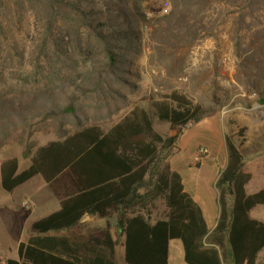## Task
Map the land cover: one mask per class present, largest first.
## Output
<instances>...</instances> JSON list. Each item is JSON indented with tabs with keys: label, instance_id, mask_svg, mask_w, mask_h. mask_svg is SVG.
<instances>
[{
	"label": "trees",
	"instance_id": "trees-1",
	"mask_svg": "<svg viewBox=\"0 0 264 264\" xmlns=\"http://www.w3.org/2000/svg\"><path fill=\"white\" fill-rule=\"evenodd\" d=\"M143 1L134 0L129 7V0H0V70L16 56L21 63L25 61L27 50L20 49L17 35L26 25L31 27L29 18H33L37 28L42 27L43 38L34 65L37 80L53 62H99L89 77L90 85L76 84L79 94L73 93L66 105L43 113L45 119L55 121L77 118L81 95L100 96L107 83L120 77L125 52L135 49L141 39L133 26L145 17L140 11ZM172 3L174 14L180 5L184 10L187 7L188 13L176 20L183 26L192 19L204 21V13L215 3L236 8L240 23L253 34L246 48L237 41L238 55L251 52L253 65H258V58L264 60V0ZM192 7L196 15L191 16ZM173 101L175 105L159 103L156 111L159 120L170 125L172 135H161L149 114L134 108L108 129L87 123L69 133L59 124L58 139L39 147L31 165L21 171L16 157L3 159L4 190L13 193L40 175L60 200L57 210L32 223V235L20 243L18 258L6 264H117L121 237L127 264H169L172 240L182 242L186 264H226L228 260L264 264L258 261L264 249V221L251 216L252 210L264 205V187L248 194L252 175L245 169L239 146L226 135L228 162L216 183L221 215L210 232L201 206L185 190L183 177L172 168L170 158L186 126L214 110L182 95H174ZM5 103V107L0 105L2 112L21 108L10 99ZM23 154L30 157L31 147ZM158 200L166 210L162 217L153 218ZM86 216L114 218L117 238L110 222L106 227L75 232Z\"/></svg>",
	"mask_w": 264,
	"mask_h": 264
},
{
	"label": "rangeland",
	"instance_id": "rangeland-1",
	"mask_svg": "<svg viewBox=\"0 0 264 264\" xmlns=\"http://www.w3.org/2000/svg\"><path fill=\"white\" fill-rule=\"evenodd\" d=\"M129 1V7H132L134 0ZM173 8L172 0H144L140 11L145 17L138 23L135 21L133 26L139 30L141 39L135 49L125 52L120 77L107 83L100 96L81 95L76 104L77 118L68 117L60 121L45 119L43 113L57 105H66L73 93L79 94L74 90L76 84L90 85L89 77L99 62L96 65L79 60L78 64L53 62L37 80L34 65L38 45L43 39L42 27L37 28L36 21L29 18L31 27L28 24L18 32L20 49L27 50L25 61L21 63L16 56L5 70H0V105L10 99L21 107L12 113L2 112L0 108V264H6L10 258H18L20 243L32 235V223L60 207L59 198L40 175L13 193L4 190L1 185L2 160L16 157L20 171L29 167L31 157L39 147L58 139L59 124L70 130L69 133L87 123H98L108 129L137 108L149 114L157 132L163 136L172 135L174 132L170 125L159 120L157 105L163 102L175 105L174 95L186 96L193 104L212 108L214 114L207 117L217 115L221 120L219 127L211 130H200L199 126H194L197 123L186 126H193L189 130V136L193 137L190 141L183 138L181 144L178 143L170 158L175 167L180 165L183 173L188 171L186 164L192 167L195 164L192 169L199 173L201 159L209 156L212 150L211 160L203 161L206 163L203 174L208 173L207 179L215 175L219 165L228 161L224 145L225 136L230 135L244 155L246 171L252 175L248 194L264 187V60L261 63L258 58L259 66L253 65L251 52L240 57L236 47L237 41L244 48L248 47L252 42V32L247 25L240 23L239 13H235L236 8L233 7L215 3L213 9L204 13V21L192 19L185 26L177 24L176 20L188 13L187 7L184 10L180 5L175 14ZM188 15H196V9L192 7V13ZM202 24L206 27L203 28ZM197 139L208 143L211 149L209 151L208 147L200 145L197 152L200 147L208 149V154L200 159L194 157L197 143L202 142ZM29 147L32 155L25 157L23 151ZM165 210L163 201L158 200L153 218L162 217ZM252 214L264 220V205L256 207ZM108 222L117 238L114 218L86 216L75 232L106 227ZM119 240L117 264H127L124 238ZM181 247L180 240L171 241L173 257L181 254ZM258 261H264V249ZM226 264L232 263L228 260Z\"/></svg>",
	"mask_w": 264,
	"mask_h": 264
},
{
	"label": "crops",
	"instance_id": "crops-1",
	"mask_svg": "<svg viewBox=\"0 0 264 264\" xmlns=\"http://www.w3.org/2000/svg\"><path fill=\"white\" fill-rule=\"evenodd\" d=\"M220 120H221V118H220ZM220 120L218 119L217 115H214L212 117H207V118L203 119L202 121L198 122L194 126H196V127L199 126L200 130L201 129L211 130L213 127L219 125ZM192 128H193V126L185 129L184 134L180 139L179 145L181 144V141L183 140V138H188L189 141L192 139L193 136L192 135L189 136V130H191ZM199 140L202 142L197 143L194 157L197 156V153H198L197 150H198V147L200 145L208 147L209 151L211 150L208 143L204 142L201 139H197L196 141H199ZM224 146L226 147V142H225ZM211 152L213 154L212 150H211ZM211 152H210V155H211ZM209 156L207 155L201 159V162L198 165V168L200 171L199 173L194 172L192 169L193 167H196L195 164L193 165V167L190 164H186L188 171L183 172V173L181 172V166L180 165L175 167V165L172 163V160L170 161V164H171L173 169H175L176 171H178L182 175L185 190L201 206L203 213H204L205 220L208 224L209 230H210V232H212L217 227L219 219H220V215H221L219 191L216 187V183H217V180L220 177L222 171L226 168L228 161L224 165H219L218 171L216 172V174L208 176L209 178L207 179L206 175L208 173L203 174V169L206 167V163H203V161L206 159L211 160L210 159L211 156L210 157ZM251 216L254 218L260 219L257 216L255 217V215H253V214ZM260 220L264 221L263 219H260ZM170 245H171V242H170ZM169 264H186V262L184 260L183 245L181 247V254L178 253L176 258L173 257L170 246H169Z\"/></svg>",
	"mask_w": 264,
	"mask_h": 264
},
{
	"label": "built area",
	"instance_id": "built-area-1",
	"mask_svg": "<svg viewBox=\"0 0 264 264\" xmlns=\"http://www.w3.org/2000/svg\"><path fill=\"white\" fill-rule=\"evenodd\" d=\"M207 154H208V149L205 148V147H200L199 151H198L197 159H200V158H202L203 156H205Z\"/></svg>",
	"mask_w": 264,
	"mask_h": 264
}]
</instances>
